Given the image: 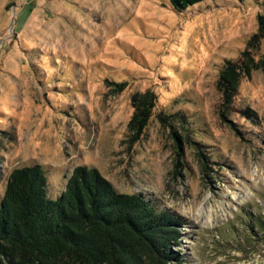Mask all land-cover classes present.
Wrapping results in <instances>:
<instances>
[{
	"label": "rangeland",
	"instance_id": "rangeland-1",
	"mask_svg": "<svg viewBox=\"0 0 264 264\" xmlns=\"http://www.w3.org/2000/svg\"><path fill=\"white\" fill-rule=\"evenodd\" d=\"M259 16L264 0H0V197L15 168L40 165L56 198L94 167L178 219L180 264H264Z\"/></svg>",
	"mask_w": 264,
	"mask_h": 264
},
{
	"label": "trees",
	"instance_id": "trees-1",
	"mask_svg": "<svg viewBox=\"0 0 264 264\" xmlns=\"http://www.w3.org/2000/svg\"><path fill=\"white\" fill-rule=\"evenodd\" d=\"M168 1L181 11L204 0ZM258 30L264 31V16L258 17ZM234 76L229 68L221 80ZM144 112L137 109L130 126H142ZM47 186L46 172L38 164L9 173L0 197V264L183 262L171 250L179 243L181 223L144 194L118 192L87 166L73 170L56 198L49 197Z\"/></svg>",
	"mask_w": 264,
	"mask_h": 264
}]
</instances>
